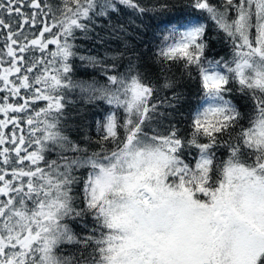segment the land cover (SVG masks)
Returning a JSON list of instances; mask_svg holds the SVG:
<instances>
[{"label":"trees","instance_id":"16d2710c","mask_svg":"<svg viewBox=\"0 0 264 264\" xmlns=\"http://www.w3.org/2000/svg\"><path fill=\"white\" fill-rule=\"evenodd\" d=\"M78 2L82 10L67 17L77 23L66 30L60 26V52L53 65L60 83L48 89L60 107L38 102L45 111L37 148L41 173L33 183L47 193L49 202L57 200L63 207L56 211L44 243L34 247L31 264H108V237L119 230L108 227L107 214L90 207L91 189L94 174L113 168V154L121 150L133 129L137 141L159 145L165 140L180 141L172 167L195 171L207 157L221 179L229 162L252 166L260 155L244 143L243 133L264 116L259 108L264 93L239 84L235 66L240 58L234 38L219 26L213 13L182 0ZM210 3L219 8L224 0ZM46 4L50 13L64 19L61 15L75 9L77 0H46ZM229 15L236 18L234 11ZM194 27H199L197 39L203 46L200 61L169 60L165 51L182 43ZM251 71L247 69L246 74ZM209 73L228 80L227 88L206 91L204 76ZM133 82L147 86L151 93L129 110ZM214 100L237 120L230 132L212 142L194 130V122L203 118ZM110 114L115 137L106 130ZM223 135L231 139L226 141ZM40 190L21 197L26 210L34 211L43 202Z\"/></svg>","mask_w":264,"mask_h":264},{"label":"snow or ice","instance_id":"6c2138e0","mask_svg":"<svg viewBox=\"0 0 264 264\" xmlns=\"http://www.w3.org/2000/svg\"><path fill=\"white\" fill-rule=\"evenodd\" d=\"M182 2L213 13L219 26L234 38L240 58L235 66L239 84L264 93V0H224L219 8L210 0ZM81 6L77 0L76 8L67 9L61 15L65 18L58 19L49 12L46 0H0V264H31L34 247L44 243L56 211L63 207L57 200L49 202L47 193L33 183L41 173L37 148L45 111L38 102H47L48 108L60 107L59 100L48 94L50 87L60 83L53 66L60 52V26L66 30L76 24V19L67 17L81 11ZM232 11L235 19L229 15ZM198 36L199 32L191 34L164 55L169 60L198 63L203 54ZM52 45L55 51L50 50ZM247 69L252 70L250 75ZM227 86L223 77L204 76L208 92L218 93ZM150 93L147 86L133 82L129 110ZM12 98H16L15 103L10 102ZM259 108L264 113V100ZM236 120L237 116L224 108H212L194 122V130L215 142L232 130ZM108 134L116 136L112 125ZM134 137L135 129L113 154L119 158L117 164L127 169L122 177L125 189L129 196L141 197L138 203L143 209L137 211L157 214L170 208L176 221L159 232L145 225L132 236L110 235L108 264H264V116L243 133L244 143L260 153L256 163L229 162L223 179L208 161L195 171L172 167L168 153L175 152L180 141L165 140L168 151L162 153L164 164L159 175L151 183L143 182L136 168L146 153L131 147ZM223 138L231 139L228 135ZM159 152L148 150L147 154L156 156ZM149 162L145 160L139 167ZM38 190L45 197L43 202H38L34 211L26 210L21 197ZM106 193L107 187L98 178L91 189L90 207L109 216L110 229L122 231L131 213L111 215ZM134 249L138 254L129 258Z\"/></svg>","mask_w":264,"mask_h":264},{"label":"rangeland","instance_id":"374dc122","mask_svg":"<svg viewBox=\"0 0 264 264\" xmlns=\"http://www.w3.org/2000/svg\"><path fill=\"white\" fill-rule=\"evenodd\" d=\"M199 31V27H194V28H190L187 31V37L186 39L183 41L185 42L187 40V38L193 34V33H197ZM207 75H213V76H217V77H221L220 74L218 73H209ZM209 109L212 108H220V105L214 100L212 101L209 105H208ZM109 125H112L114 127V116L113 114L108 115L107 117V122H106V130L108 132V127ZM131 147L133 149H139L141 151H145V156L141 158V161L138 162V166L136 168V171L141 173V175L139 176V180L143 181V182H147V183H151L152 182V178L156 175H159L160 173V168L161 166L164 164V158H163V151H168V145H165V143L163 142L162 144H155L152 141L146 140V139H140L139 141L134 140L132 142ZM151 150L152 152H156L157 150H160V152L156 155V156H150L147 154V151ZM169 155H173V152H169ZM117 159L119 158H112L111 162H113L112 164H114L113 168H107V169H102L99 172H97L96 174H94V183L95 181L100 178L102 184H104L107 187V193L105 196V200L111 202V200L109 199V196L112 193H126L128 194L127 190L125 189V181L122 179L123 175L125 174V172L127 171V169L125 167H122L120 165L117 164ZM150 161L149 163H143V167H139V163H142L143 161ZM205 161H208L207 157H203L199 163V166L202 165ZM116 166V167H115ZM121 187L119 188H114V185L117 183H120ZM94 183L92 185V187L94 186ZM107 209V206H106Z\"/></svg>","mask_w":264,"mask_h":264},{"label":"clouds","instance_id":"9594fccd","mask_svg":"<svg viewBox=\"0 0 264 264\" xmlns=\"http://www.w3.org/2000/svg\"><path fill=\"white\" fill-rule=\"evenodd\" d=\"M122 182L114 185V188L121 187ZM111 200L110 214L117 215L120 212H130L128 217V223L119 230L117 236H132L137 231H143L144 226L147 225L154 232L163 231L165 227L172 226L176 221V216L170 208L163 209L159 213L154 214L151 212H140L138 209H143V205L139 204L141 197L139 195L129 196L126 193H112L109 196ZM116 244H120L121 241H114ZM147 242L145 241V245ZM138 254V250H132L129 258ZM123 259V258H122Z\"/></svg>","mask_w":264,"mask_h":264}]
</instances>
